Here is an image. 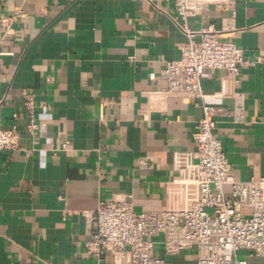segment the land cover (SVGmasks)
Returning a JSON list of instances; mask_svg holds the SVG:
<instances>
[{
  "label": "crops",
  "instance_id": "0c3cea01",
  "mask_svg": "<svg viewBox=\"0 0 264 264\" xmlns=\"http://www.w3.org/2000/svg\"><path fill=\"white\" fill-rule=\"evenodd\" d=\"M173 1L0 0V130L20 135L17 150L0 151V264H112L85 251L87 212L124 197L137 214L198 200L181 158L197 161L201 104L160 79L187 41L182 25L212 26L242 51L235 80L203 73V103L231 109L243 95L245 122L218 118L214 133L236 181L264 177V0H212L185 23Z\"/></svg>",
  "mask_w": 264,
  "mask_h": 264
},
{
  "label": "built area",
  "instance_id": "2783aa9c",
  "mask_svg": "<svg viewBox=\"0 0 264 264\" xmlns=\"http://www.w3.org/2000/svg\"><path fill=\"white\" fill-rule=\"evenodd\" d=\"M211 3L174 0L177 21L197 17ZM9 22L2 21L6 33ZM179 28L187 41L180 47L178 61H163L160 79L166 93L201 104L202 116L192 135L197 161L186 155L181 158L185 181L197 185L198 200L188 211L141 214L127 197L102 202L84 215L90 231L85 251L97 262L110 255L112 264H175L170 259L190 251H194L193 264H249L238 257L240 251L264 261V177L236 181L214 133L218 118L245 122L243 95H235L231 109L217 107L203 103L201 87L206 70H222L235 80L244 64L242 51L232 42L221 41L223 35L212 26L193 33L184 25ZM28 128L32 133L36 125L31 121ZM19 144L15 128L0 130V151L17 150ZM224 186L230 187L228 196ZM155 247L163 257L155 256Z\"/></svg>",
  "mask_w": 264,
  "mask_h": 264
},
{
  "label": "rangeland",
  "instance_id": "374dc122",
  "mask_svg": "<svg viewBox=\"0 0 264 264\" xmlns=\"http://www.w3.org/2000/svg\"><path fill=\"white\" fill-rule=\"evenodd\" d=\"M154 252H155V256L158 255L159 257H163V254L161 252V249H159L158 247H155ZM190 253H192V255L194 256V251H190ZM237 254H238V257L239 258L245 259L248 262H250V258L248 257V254L247 253L240 251ZM170 261H172L175 264H178L179 263V262L175 261V258H174V260L173 259H170Z\"/></svg>",
  "mask_w": 264,
  "mask_h": 264
}]
</instances>
